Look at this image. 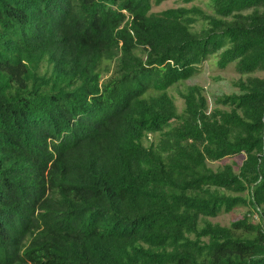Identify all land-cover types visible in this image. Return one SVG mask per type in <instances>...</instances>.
Listing matches in <instances>:
<instances>
[{
    "label": "trees",
    "instance_id": "1",
    "mask_svg": "<svg viewBox=\"0 0 264 264\" xmlns=\"http://www.w3.org/2000/svg\"><path fill=\"white\" fill-rule=\"evenodd\" d=\"M168 1L0 0V264H264V0Z\"/></svg>",
    "mask_w": 264,
    "mask_h": 264
},
{
    "label": "rangeland",
    "instance_id": "2",
    "mask_svg": "<svg viewBox=\"0 0 264 264\" xmlns=\"http://www.w3.org/2000/svg\"><path fill=\"white\" fill-rule=\"evenodd\" d=\"M207 0H196L192 4L205 8ZM192 4H186L184 0H170L160 7L154 8V12H161L170 8H177L182 6L190 7ZM240 75L237 73L235 66H230L224 71H220L216 68L212 61L205 63L201 67V72L195 77L186 82V85H200L204 87L210 96V99L214 95L232 94L238 93L236 83L240 79ZM184 86H179L177 89H172L170 93L174 96L179 109H182L183 102L179 98L178 90H182ZM211 102V100H210ZM242 158L238 161L241 162ZM231 162V161H228ZM245 212L242 207L236 208L233 212L220 216L213 220L215 223H219L223 226H230L231 223L237 221L240 216Z\"/></svg>",
    "mask_w": 264,
    "mask_h": 264
}]
</instances>
